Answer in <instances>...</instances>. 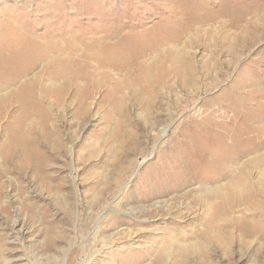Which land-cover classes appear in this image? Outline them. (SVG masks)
<instances>
[{
    "label": "rangeland",
    "instance_id": "1",
    "mask_svg": "<svg viewBox=\"0 0 264 264\" xmlns=\"http://www.w3.org/2000/svg\"><path fill=\"white\" fill-rule=\"evenodd\" d=\"M227 1L0 0V52L7 55L0 58V80L8 82L19 68L22 78L8 92L29 81L45 123L33 116L21 123L35 156L29 164L21 165L20 157L3 167L14 129L7 125L21 116L17 103L0 117V264H264V237H244L240 225L230 238L227 228L222 237L200 234L207 201L228 191L209 181L218 148L203 151L209 142L204 127L230 121L235 104L228 100L235 96L228 99V90L241 74L264 90V35L255 39L249 28L237 57L230 40H218L229 24L236 39L237 31L261 23L264 0ZM186 20L196 23L169 51L181 50V63H173H190L181 69L194 73L193 84L185 88L173 76L162 88L153 78L159 65L135 54ZM115 49L132 54L124 71L97 62ZM134 61H144L145 71ZM74 73L79 91L65 86ZM256 99L242 105L246 113L234 122H264V99ZM263 150L246 155L264 159ZM256 174L253 198L264 203V192H256L264 177Z\"/></svg>",
    "mask_w": 264,
    "mask_h": 264
},
{
    "label": "bare ground",
    "instance_id": "2",
    "mask_svg": "<svg viewBox=\"0 0 264 264\" xmlns=\"http://www.w3.org/2000/svg\"><path fill=\"white\" fill-rule=\"evenodd\" d=\"M225 3H223V4H225ZM188 6H186V7H188ZM192 6H193V4H192ZM224 6H225V8L221 7L224 10H226V8H227L229 10L237 11L236 9H238L232 5H224ZM243 7H245V6H243ZM181 8H183V7H181ZM189 9L191 10V8H189ZM242 9H244V8H242ZM241 10H239V11H241ZM252 13H254V15L257 14L256 11H253ZM239 14H240V12H239ZM245 14L247 15V13H245ZM248 14H250V12ZM240 15H242V14H240ZM251 15H249V16H251ZM175 16H176V14H175ZM261 16H263V15H261ZM263 17H262V20L260 21L261 23H259V20L256 19L255 21H253L254 24L253 25L251 24L248 28L244 25L245 26L244 28H247V29H245L244 31L241 29L243 31L241 33H239L237 31V33L239 34L238 35L239 38H236V39H234V37L233 38L231 37V35H233V31L231 30V28H232V26H235V24H232V25L229 24L230 27L225 28L226 29L224 31L225 33H223L222 36H220V39H218L220 44L223 42H229V40H230L229 43H231V45H230L229 52L233 57H237L239 55L238 51L241 50L240 49L237 51L236 50L237 46L239 45L240 42L244 43V40H246V37H248V35H249V32H248L249 28H253L255 30L254 34H252L253 32L251 31L252 33L250 34V36H255V39H257V38L259 39V37H261V36L263 37V35H264V19H263ZM216 19H218V18H216ZM194 21L195 20L183 21V23L180 24L174 31H172L168 34H164L163 36L161 35V37L159 36L158 40L161 41L159 44L155 42L154 44L148 45L147 47H145L138 54H135L141 60L146 59V58H150L151 60H153L157 64V66L159 65V68L157 69V72L155 73L153 78L156 81V83L161 84L162 88H165V86H167L166 85V83H167L166 79L173 77V76L174 77L176 76V78L178 80L180 79L181 85L185 88H190L191 85L193 84L192 83V78H193L192 76L194 73L188 71V75L186 76L184 74L185 70L181 69V68L186 69L187 66L190 67L191 66V65H189L190 63L188 61L187 62L185 61V63H186L185 67L175 65V63H177V64L181 63L180 60L178 59L179 58L178 55L181 53V50H179V51L177 50L175 52H172L169 50H172V47L175 46V45H172L173 43H179L182 40V38L185 37V34L189 33V30H191V24L196 23ZM200 23H202V22L200 21ZM238 23H240V22H238ZM251 23H252V21H251ZM203 24H205V23H203ZM210 26H211V24H210ZM211 34H213V33H211ZM213 35H215V34H213ZM233 36H235V35H233ZM211 37H212V35H211ZM12 38H14V36H12V34L7 35L5 37V39H12ZM212 38L214 39V37H212ZM212 38H210L211 42L213 41V43L216 44L217 40H215V39L212 40ZM250 39H249V41H250ZM255 39L253 38V40H255ZM236 43H238V44L236 45ZM249 43H251V41ZM254 44H255V42H254ZM159 45L170 46V48L166 49V50H159V49H161V47H159ZM209 45H210L209 43L205 44V46L207 47L206 48L207 50H208V48L211 47ZM245 46H247V45H245ZM156 47H158V48H156ZM9 50L13 51L12 45L9 47ZM109 50L110 49L106 48V51H109ZM182 52H183V50H182ZM171 53L176 54V61H174L175 58L173 59V57L170 56ZM98 54H100V53H98ZM129 55H132V54H129ZM129 55L128 54L122 55V52L120 50L115 49V50H111L110 56H108V57H101L100 55H98L97 62L100 63L99 61H101V63H102L101 66H103L105 68H111L113 66L118 71H124V70H126L127 67H129L132 64V61H133L132 56H129ZM1 57L6 58L7 55L3 51H1L0 52V58ZM159 58H160V60H159ZM185 59H187V58H185ZM143 62L144 61H139V62L134 61V65H135L134 67H137V69L139 71L144 72L146 67L143 65ZM173 62H175V63H173ZM182 63H184V62L182 61ZM189 70H190V68H189ZM23 73H25V72H23ZM59 73L60 72H58V74ZM11 74H12V72H11ZM13 74L14 75L12 77L10 75L11 78H10V80H8V82L5 80L6 83H4L5 81L3 82L0 80V88H1V90L3 89L5 91L2 95H0V117H1L3 109H6L5 107L8 104H10L11 101L17 103V106L21 112L20 113L21 116H17L18 118L15 119V121H14L15 123L11 122L10 125H7L9 128H10V126L14 127V129H12L11 140L8 141L6 144V146H7L6 148L8 149V151L3 152V156H2L3 163H1V166H3V167H7L8 163L12 162L15 159L17 161H19L20 157L22 159V162H20L21 165L24 164L25 162L29 164L32 161L33 157L35 156V151L28 145L29 142H27V140H25L22 137V132H21V128H20L21 123L26 122V120H28L30 117L33 116V117H36L37 122L40 121V123L45 124L44 120H43V116H42L43 113L40 111L39 101H38L37 97L35 96V93L33 92V88L30 86L29 81H28V83H27V81L20 82V85H18L16 87L15 91L13 90V91L8 92V90H9L8 88L11 86V83L14 84L15 81H19V79L22 78V77H20L22 75V72H20L19 68H15L13 70ZM241 75H240V77H238L239 81H235L233 87L230 89L228 88L229 90H228L227 98L229 99V98H231V96H233V97L235 96V98H233V100H231L232 98L228 100V102L230 104H235V106L233 107L234 113L232 114V116H231L232 118L230 119V121L229 122H222V120H223L222 119L220 122L208 123L204 127V129L206 130L204 133V137L209 142L207 143V145H205L204 148H202L203 151L208 150V149L218 148V153L216 155H214L217 164H212L208 168V175H209L208 178L210 179L209 181L219 184V186L217 187L218 189L221 190L223 188L224 190H226V191L228 190V191H227V194L224 195V197H222L221 199H219L216 202L215 201H207V204H206L205 209H204V222L202 223L203 227H202V230L200 232L201 235H210L212 233V234H215L216 236L222 237L223 236L222 231L224 230V228H227V229H230L229 231H226L227 237L230 238L231 231L233 230V228L236 225H240V231L244 235V237H247V238H251V237L253 238L255 236L259 237V238L264 237V203L255 202V200L253 198V193L255 192L254 190L256 189V188L253 189V187L255 186L253 184L254 181H252V184H251V180H253L252 179L253 172L257 173L256 175L259 177H264V159L261 157H257V156L254 158H251V157L248 158V156L246 155V153L248 154V152H250V151H251V155H252V154H254L255 151H259V150L264 148V135H263V125H262V124H264V122H239L240 119L238 122H234L235 118L241 114V111L246 113L245 109H247V108H245V106L243 107L242 105H245L246 102L249 103V101H252V100L254 101V98L256 99V97H259L260 99H264V90L261 87L259 88L258 86H256L255 79H254V77H252V75H243V74H241ZM82 77H83V75H82ZM145 77H147V76H145V75L142 76V78H145ZM4 78H5V76H4ZM58 78L63 79L61 77V74L58 75ZM79 78H80V74H77V73L76 74L74 73L71 77L66 78V80H65L66 88L73 86V87H76L77 91H79V88L77 87L78 86L77 83H79L78 82ZM87 84H88V82H87ZM195 85H196V83H195ZM243 90H249L250 92H243ZM48 93L50 94L51 91L50 92L48 91ZM56 94H57L55 96L56 99H60V96H59L60 93L57 92ZM226 94H227V92H226ZM237 95L240 98H238ZM248 105L249 104H247V106ZM261 106L264 107L263 104ZM230 108H231V106H230ZM219 109H217V110H219ZM242 109H244V110H242ZM262 113H264V109L262 110ZM206 115H208V114H206ZM206 115H204L202 119H204L206 117ZM259 115H262V114L259 113L258 117H259ZM258 117H256V118L254 117V119H257L260 121V119H259L260 117L259 118ZM32 121H34V120H32ZM231 121H233V122H231ZM203 122H201L200 125H202ZM191 140H192V138H191ZM250 141H253L252 146L247 147L248 145H246V144H248V142H250ZM195 142L197 144H199V141L197 139L195 140ZM10 145H12L16 149V151L12 150L13 148H11ZM244 145L246 146V150L241 149V146H244ZM192 148H195V147H192ZM257 155H258V153H257ZM29 158H30V160H29ZM164 175H167V174L165 173ZM239 183L241 184V186L239 187V190H238L239 195L236 197L234 195L233 196L234 198L232 199L231 198L232 194L234 193V191H236L234 189V187H235V185H237ZM258 188L259 189H257L256 192L258 194L259 193L263 194L264 188H263V190H261L260 187H258ZM238 209L242 210L244 212V215H245L244 217H242V216L239 217L238 215H236V213L238 212L237 211ZM210 237H212V236H210Z\"/></svg>",
    "mask_w": 264,
    "mask_h": 264
}]
</instances>
